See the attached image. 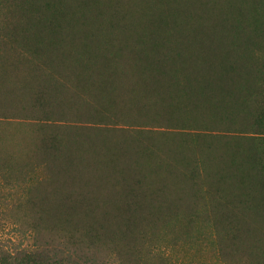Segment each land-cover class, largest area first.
<instances>
[{"label":"rangeland","instance_id":"rangeland-1","mask_svg":"<svg viewBox=\"0 0 264 264\" xmlns=\"http://www.w3.org/2000/svg\"><path fill=\"white\" fill-rule=\"evenodd\" d=\"M26 1L32 2L0 0V264L9 253L21 259L24 251L38 249L67 264H264V244L244 255L230 240L235 235L227 236L229 242L225 235L227 245L223 240L232 227L225 233L217 221L226 202L230 213L256 211L253 232L264 240V13L250 15L246 8L264 0H180L202 30L147 31L150 23L129 13L126 34L106 36L110 21L119 18L79 16L99 9L81 12L71 1L56 6L54 0L45 18L59 26L68 21L70 31L82 27L73 33L84 34L54 40L50 32L43 37L46 31L38 38L29 34L43 17L27 19ZM153 1L167 0H132L127 7ZM223 21H240L248 32L247 39L228 32L227 61L234 63L218 74L230 72L232 87L243 86L244 98L248 88L247 100L253 94L248 108L250 100L235 115H229L231 108L226 115L215 108L225 99L227 78L204 100L208 82L199 84L200 72L183 65L207 59L218 41L203 38L224 34ZM43 38L59 46L58 57L43 59L51 51ZM141 146L158 157L128 156ZM135 207L190 212L172 215L153 230L148 227L155 220L141 219L150 231L131 230L138 239L98 238L96 244L65 215ZM166 214L163 220L171 216ZM228 243L243 255L235 248L238 256L230 253Z\"/></svg>","mask_w":264,"mask_h":264},{"label":"bare ground","instance_id":"bare-ground-1","mask_svg":"<svg viewBox=\"0 0 264 264\" xmlns=\"http://www.w3.org/2000/svg\"><path fill=\"white\" fill-rule=\"evenodd\" d=\"M52 1L54 2V0H32V2L26 1V4H27V5H25L26 8L23 7L26 11V15H25V13H22V14H24L27 19H30L31 17H34V19H36L35 18L36 15L34 13H36V14L38 13L37 17L39 14L41 15V17H43L41 19V22H40L41 25L40 24H38V26L34 25V27L37 29V31L35 29L36 33H34V34L30 33L31 31L33 32L34 27L32 28V26L31 27L29 26L31 28V29L29 28V31L31 30L29 32V34L35 38H38V37H42L40 35L46 31L45 32L46 34H43V37H45V35H46L48 38H50L49 36L51 35L52 40L55 39L54 36L58 37V38H62V39L63 38L74 39L76 37L78 38V36L83 37L84 34L73 33V32L80 33L82 27H79V29H77V30L70 31L69 30L70 24H67L68 21L66 23H64L62 26H59V23L52 21L51 19L45 18V17L49 16V14L52 15L51 12H53V11H50L52 9L49 7L53 4ZM67 1H71L74 4L78 5L79 11H81V12H85V10H87V9H94V6L98 7V9H99V10H93V11H90L87 13H82L79 16H86V15L108 16V17H113V18H119V19H117L118 22H120V21L124 22L125 17L129 13H132L134 11L133 9H127L128 8L127 4L130 3L132 0H56L53 5H56V6L59 4L63 5V3H66ZM49 4H51V5H49ZM131 8H134V9L139 8L138 11L140 12V14H138L137 11L135 10V13H133V16L141 17V15H142L141 18H144L145 21L150 23V24H147L146 27H151V29H149L147 31L162 32V31H166V30L169 31L170 30L173 32L188 33L191 31L202 30L201 27L199 28L200 25L197 24L194 17H192L191 15L188 14L189 13L188 10L182 5L180 0H167L166 2H163V3H159L158 1H153V2L146 3V4H143L140 6L134 5ZM35 10H39V12H37ZM100 10H103V12ZM41 11L43 12V16H42ZM129 11H131V12H129ZM22 12H24V11H22ZM46 12H47V15L45 14ZM20 15H21V13H20ZM24 15H22V17ZM25 16H24V18H25ZM28 16H30V17H28ZM39 18L40 17H38L36 19L37 22H39L38 21ZM36 20H35V22H36ZM29 21L34 22V20H29ZM27 22H28V20H27ZM161 22H166V23L163 24ZM20 23L22 25H24L23 23H25V22H20ZM33 24H35V23H33ZM17 25H15V26L18 28L20 25L19 26H17ZM26 25H28V24H26ZM219 25H220V27L224 28V32H225L224 34H220L218 31L217 36H204V38H203V39H207V40L211 39V38H217L218 45L216 46V49L208 55L207 59H202V60L191 59V60L185 61L183 65L186 68H189L190 70L200 72L202 77H201L199 84H202L204 82H208L207 87H206V95L204 96V100L207 99V95L209 93L213 92V88L215 87V83H218L222 86V80L227 78V80L229 82H228L227 86L225 87V88H227L225 91L226 95L223 97L225 99H223L224 101H222L221 103L216 104L215 108L218 110H221L222 113L224 110L226 111L227 108H231L229 115L232 114V111H233L232 115H235L234 111L237 108H239V106L241 104H243L244 101H246V99L243 98L244 87L243 86H241L240 88H233L232 87V85H231V73L230 72H226L229 75L224 74L219 78H218V74L221 70L232 66L234 63V61L233 62L227 61L229 59V50H230V42L229 41L231 38V36L228 34V32L233 33V34H238V35H240V36H238L239 38H246V39H247L246 34H248V32L244 31L243 25L241 24L240 21L239 22H231V23L223 21ZM15 26H14V28H15ZM117 28H118V26H117ZM214 30H211L209 32H212ZM42 31H44V32H42ZM48 32H50L51 34ZM88 36H91V37H89V39L93 38V37L95 38V36H96V38L97 37L99 38L100 34H88ZM88 36H87V38H88ZM103 36H105V35H103ZM84 38H86V37H84ZM43 39L47 40L46 38H43ZM47 41H46L47 43L44 45V47L51 49L50 55H44L43 54L42 57L45 60L55 59L56 57H58L55 49L59 46L53 44L50 39ZM203 42H204V44H206L205 41H203ZM90 43H91V41H90ZM211 43L214 44V42H211ZM26 44L27 45L29 44V41L27 39H26ZM43 51L44 50L41 48V52H43ZM92 59H94V58H92ZM195 59H197V58H195ZM90 60L91 59L89 58L88 61L93 62ZM239 64H240V62L237 61L236 65H239ZM246 66L251 67V64L246 63ZM248 69H250V68H248ZM252 74L253 73H252L251 69L246 71L245 75H246L248 80H250L253 77ZM233 81L234 82L237 81V78L235 77L233 79ZM246 83L251 85L249 82H246ZM10 84H11L10 82L7 83V85H10ZM227 99H229V100H227ZM63 103L69 104V103H67V101H63ZM193 106H194V104H193ZM225 111H224L223 115H226ZM199 113H203V112L199 111ZM105 164L113 165L112 163H109V162H106ZM229 203L226 202V203H224L223 206H221L219 208L220 210H221V208H223V210H221L220 213H218V216H217V214L215 215V213L219 212L218 208H216V210L218 209L217 212H215V213L213 212L214 215L219 218V219H217V218L216 219H217V221L220 220L221 223L218 221L220 223V225L222 224V226H223V224H224L223 227L227 226L229 228L232 227V229H233L232 230L230 228L231 232H228V235L223 234V240L226 241V245H227V240H228L227 236L229 238H233V236L235 235L236 238H233V240L230 239L231 241H233L232 244H234V242L236 241V246H235V244L233 246H235L238 249H241L240 251H242V253L244 255L247 254L246 251L250 252V253H248L250 255L254 254L253 253L254 251L251 252L252 249L255 250V248L257 246H259V247L263 246L264 247V245L260 246L261 244H264V240L256 238V236L253 232V221H254L253 216H255V214L257 215V213H254V215H253L252 212H256V211H251V212H248V214H247V212L242 213L243 211L240 210L242 212L232 211L231 212L232 215H231L230 210L227 209L228 211H226V209H225V208H228L226 205L232 206V204H229ZM224 206H226V207H224ZM244 209L246 210V208H244ZM187 211H188V209L178 210L175 207L166 208L164 210H150V209L140 210V209H137L135 207L132 209H125V210L111 211V212L110 211H95V210H93V211H89V210H68V211H66V212H68V214L65 213V215H66V218H67V215L68 216L70 215V217H68V220H67L69 222V225H72V227L78 226L77 227L78 230H81V228H82V230L87 233L85 235V233H83L82 230L80 231V232H82V234H84L85 238H88V237L91 238V239H88V241H90V242L91 241L93 242L94 238H95V241H94V243H95L98 240L100 241V239L102 242L104 240V238H105V242L108 239H110V240L113 239V241L115 240V242H116V240H118V237H123L125 240L127 237L130 236L129 234L132 231L134 232V231L138 230L139 232L138 231L134 232V234L135 233L140 234L143 231V230L141 231V229L148 226V225L146 226L147 223L142 224V222H145V221H147V222L149 221V223H150V222H153L155 220L154 225H150L153 223L149 224L150 226H152V228L148 227L151 230H153V226L155 228H157V227L160 228L161 223H164V222L169 223L168 219H170V218L173 219L172 215H176L177 213H178V215H179V213L187 214L190 212V211H188V212ZM224 211H225V214H221ZM167 212L170 213L171 216H168L167 219L163 220L162 218L164 216L162 217V214L165 213V215L167 216V214H166ZM249 213H251V214H249ZM49 214H54L56 216L55 213H49ZM157 214H158V216H159V214H161V217L157 216V218L155 219ZM137 217H138V221L139 222L141 221L140 225L138 224L139 222L137 220H135V219H137ZM141 219H144L145 221H143ZM256 219H258V215H257ZM165 220H167V221H165ZM135 221L138 222L136 225H135ZM128 223H130L131 225H132V223H134L135 229L133 230L134 225L131 228V226H129ZM137 225H139V226L137 227ZM143 225H144V227H141ZM220 225H218V226H220ZM227 227L224 230L225 233H227V231H226L227 229L229 231V228H227ZM129 228H130V230L127 231ZM155 228H154V231H156ZM144 229L149 230L146 228H144ZM220 229H221V227H220ZM137 234H136V236L138 239L139 234L138 235ZM256 234H257V237H260L259 232H256ZM87 235H89V236H87ZM131 235L134 236L133 234H131ZM225 235H226L227 240L224 239ZM90 236H92L93 238ZM95 236H98L97 240H96ZM132 236H130L131 241L134 240V238H136V236H134V238ZM98 238H100V239H98ZM234 239H235V241H234ZM110 240H108L107 242H109ZM121 241L123 242V240H121ZM225 241H223V242H225ZM101 242H99V243H101ZM110 242H112V240ZM228 242H229V240H228ZM125 243H127V242H125ZM228 245H229V243H228ZM230 245H231V242H230ZM230 245H229V247L226 246L227 250H228V248L230 249L233 247V246L230 247ZM235 247L230 249L231 252H230V250H228V251L230 253L233 252L234 255L238 253L239 255L241 254V256H242L243 254L241 252H239V250L237 251ZM233 249L236 250L237 253H234L235 251H233ZM243 251H245V252H243ZM238 254H237V256H238Z\"/></svg>","mask_w":264,"mask_h":264},{"label":"trees","instance_id":"trees-1","mask_svg":"<svg viewBox=\"0 0 264 264\" xmlns=\"http://www.w3.org/2000/svg\"><path fill=\"white\" fill-rule=\"evenodd\" d=\"M254 5L255 4H253V5L250 4V6H247V4H246V8L248 9L250 15H254V16L259 15L260 16L261 14L264 13V5H256V6H254ZM127 9H133L134 10L130 14L135 13V10L137 11L138 14H140V12L138 11L139 8L134 9V8L128 7ZM129 12H131V11H129ZM141 17H142V15H141ZM131 18H132V16H131ZM126 25H127L126 22H118V20L112 19L110 21L109 26L106 29L107 34H105V36L111 35V34L112 35H119V34L124 35V34H126V31H125ZM117 26H118V28H117ZM114 32H116V33L113 34ZM112 59L115 60L116 58H112ZM108 79H113V78L109 77ZM101 85H103V84H101ZM108 85H113V82L109 81ZM247 97H248V90L246 89V98ZM252 99H253V94H251V98L249 99L250 101L247 99H246V101H244V103L249 101V103L246 104L247 108H248L250 102L252 101ZM261 118L263 121L261 126H263V129H264V113H262ZM263 132H264V130H263ZM131 152L135 156L143 157L144 160H146V161H149L151 159L158 157V156H155L154 153H151V151H147V149H145V146H141V147H139V149H136L135 151L130 150L128 152V156H130L129 153H131ZM104 158H105V160H108V161L122 160L118 157L112 159V158H109L108 156H105ZM127 158L128 157L124 158L123 160H126ZM1 260H3V263H5V264H67V263H65L64 260H62L61 258H57L56 255H53V253H51L49 250H46V249L24 251L22 253L21 259L18 258L17 255H15L13 253H9L8 255L5 256L4 259H1Z\"/></svg>","mask_w":264,"mask_h":264}]
</instances>
